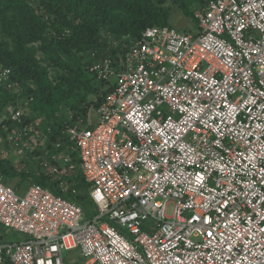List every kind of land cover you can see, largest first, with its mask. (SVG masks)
<instances>
[{"label":"built area","instance_id":"built-area-1","mask_svg":"<svg viewBox=\"0 0 264 264\" xmlns=\"http://www.w3.org/2000/svg\"><path fill=\"white\" fill-rule=\"evenodd\" d=\"M194 17L192 34L115 40L123 57L90 68L112 90L97 120L65 126L68 143L20 108L0 113V140L54 180L80 170L98 207L82 222L75 202L0 175V226L28 237L0 238V264L72 251L84 264H264V0H210ZM0 86L21 90L1 63Z\"/></svg>","mask_w":264,"mask_h":264},{"label":"trees","instance_id":"trees-1","mask_svg":"<svg viewBox=\"0 0 264 264\" xmlns=\"http://www.w3.org/2000/svg\"><path fill=\"white\" fill-rule=\"evenodd\" d=\"M209 1L0 0V63L12 70V80L21 89L17 92L0 86V113L10 110L9 105L23 108L24 123L40 121V129L52 128L53 142L68 143L62 132L65 126L86 120L92 110L97 112L112 90L108 82L91 74L90 68L106 57H123L125 49L113 42L123 37L127 38L123 45L139 40L153 26L175 27L174 10L197 28L195 10L205 8ZM88 95L98 98L87 102ZM8 123L11 129L17 126ZM68 153L78 162L76 151L70 147ZM24 161L33 165L19 173L11 160L0 155V175L7 182L20 177L75 202L89 220L98 215L91 187L80 170L54 180L31 155Z\"/></svg>","mask_w":264,"mask_h":264},{"label":"rangeland","instance_id":"rangeland-1","mask_svg":"<svg viewBox=\"0 0 264 264\" xmlns=\"http://www.w3.org/2000/svg\"><path fill=\"white\" fill-rule=\"evenodd\" d=\"M172 24L180 31H188L191 34L193 32H196L197 28L194 22L186 18L179 10H174L173 16H172ZM115 42V41H114ZM113 42V44H114ZM112 44V42H111ZM98 97L95 95H88L87 97V102H93L96 101ZM73 106L76 105V101L72 102ZM8 109L13 110L14 107L12 105H9ZM23 111V108H20ZM69 112V111H68ZM90 117L93 118V120L98 119V114L92 110ZM0 155L2 157H7V159L11 160L15 167L16 170L21 173L23 170L28 169V165H33L28 161H24L26 156H19L12 148L9 146L5 140H0ZM8 184L12 187H15L17 190H23L25 191L30 185L31 181H22L20 177H16L13 180H9ZM89 220L87 216L82 220V222H85ZM117 226V225H116ZM119 231L127 238L129 239V232L125 228L118 227ZM8 232V235L10 239L12 240H22L24 239V236L20 233L14 232L12 230H5ZM0 232L3 233L2 228L0 227ZM64 258L68 264H72V262H76L79 264H84V259L82 256L75 251L72 252H64Z\"/></svg>","mask_w":264,"mask_h":264},{"label":"crops","instance_id":"crops-1","mask_svg":"<svg viewBox=\"0 0 264 264\" xmlns=\"http://www.w3.org/2000/svg\"><path fill=\"white\" fill-rule=\"evenodd\" d=\"M97 120V119H96ZM19 191V190H18ZM26 191V190H25ZM24 191V192H25ZM23 192V193H24ZM1 228H2V231H3V233L2 232H0V238L2 239V240H12V239H10V237H9V235H8V232L7 231H5V229H3V227L2 226H0ZM24 236V239H22V240H15V241H24V240H27L28 239V237L26 236V235H23ZM79 253V252H78ZM73 263H76V262H72V264ZM76 264H79V263H76Z\"/></svg>","mask_w":264,"mask_h":264}]
</instances>
